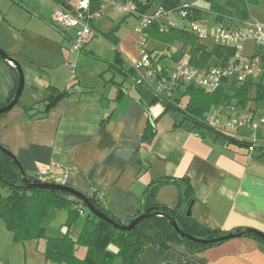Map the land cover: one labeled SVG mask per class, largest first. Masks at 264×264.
I'll list each match as a JSON object with an SVG mask.
<instances>
[{"label": "crops", "instance_id": "0c3cea01", "mask_svg": "<svg viewBox=\"0 0 264 264\" xmlns=\"http://www.w3.org/2000/svg\"><path fill=\"white\" fill-rule=\"evenodd\" d=\"M15 1L25 6L27 17L22 21L15 15H0V48L16 58L23 70L28 69L29 76L24 71L22 103L0 117V143L14 153L28 175L35 176L51 161L59 162L71 169L67 184L85 194L96 193L121 219L138 211L153 180L188 176L195 191L192 215L197 220L225 232L238 228L264 232V156L258 150L225 148L207 127L196 129L190 122L177 126L182 117L174 110H166L162 100L164 107L158 104L160 99H156L148 83L131 76L132 66L127 67L125 60L119 66L113 63L117 50L113 57H106L89 49L88 44L96 35L87 40L83 49H76L74 36L53 23L55 10L50 0ZM65 1L73 4L76 0ZM109 9L114 10L107 6L106 11ZM126 15L124 19L129 16ZM99 19L94 22L96 32L101 35L115 30L121 43L117 34L120 26L101 29ZM104 19L108 23L109 19ZM26 20L27 26L36 22L46 35L27 29ZM67 41L75 50L65 44ZM88 58L98 63L90 64ZM37 62L45 73L37 68ZM118 72L124 75L123 80L118 79ZM71 85L72 91L45 116H30L43 108L40 103L50 95L52 86L65 89ZM13 86L10 64L0 58V104L7 101ZM34 104H38L36 109L27 112L25 106ZM169 111L177 114L169 116L170 124L164 121V114ZM148 123L156 131L150 142L143 141ZM203 129L213 134L206 135ZM63 173V168H55L43 180L61 182ZM176 196L174 183L162 184L157 192V200L170 207ZM52 211L56 210L53 208L49 216ZM40 241L19 243L15 256L9 254L0 264H40L35 261L38 253L46 264V242L40 250ZM166 263L264 264V244L246 236L227 239L195 253L178 242H170L164 252L157 243L141 249L139 264Z\"/></svg>", "mask_w": 264, "mask_h": 264}, {"label": "trees", "instance_id": "16d2710c", "mask_svg": "<svg viewBox=\"0 0 264 264\" xmlns=\"http://www.w3.org/2000/svg\"><path fill=\"white\" fill-rule=\"evenodd\" d=\"M61 1L65 0H55L56 3ZM207 1L209 2L208 8H201L193 4L185 7L186 3L182 0H162L161 6L164 11H180L185 7L189 12V19L193 20L203 19L209 10L214 13L217 22L228 21L230 23L231 20L250 19V8L257 3V0ZM96 2L94 0L95 8L98 7ZM151 5L152 2L148 3L145 10H148ZM161 25L162 20L158 19L145 30L146 41L151 37L161 41L164 45V49L160 46H156L151 50L147 48L150 53H154L155 57L158 56L155 58L157 61L166 59L179 61L186 57L190 64L206 68L225 63L234 55V50L231 47L215 44L213 49H210L209 44L202 42L195 32L188 27L170 26L163 30ZM101 36L115 46L120 42L115 30L104 32ZM175 44L178 45L176 51L172 50V46ZM166 49L170 51L165 52ZM116 50L117 56L113 63L119 66L124 59L118 48ZM159 52L161 54H158ZM256 55H260L264 59V46L256 50ZM166 56L169 58H166ZM0 58L2 57L0 56ZM10 67L14 76V86L7 101L0 104V107L8 104L13 99L19 83L17 70L11 65ZM135 70V67L132 66L129 71L132 73L131 76L136 78ZM251 86L257 88V97L255 98L251 97ZM73 87L74 85H71L68 88L59 89L52 86L50 95L43 100V108L35 110L34 113H29L30 116H45L59 99L67 96L72 91ZM175 92V96L171 99L154 95L156 99L159 98L164 102L166 110H174L182 117V121L177 126L190 122L193 124V128L196 129L207 127L214 131L216 141L219 140L225 144V148L234 144L243 147L246 151L258 150L260 156H264V143H261V141L255 143L254 149L251 150V142L238 139L235 135H232L233 132H222L206 121V117L212 110L219 107L235 104L246 108L251 101L257 105L259 101L264 100V80L262 78L259 80L252 79L243 84L229 83V85L215 91H207L204 88L187 83L179 86ZM184 96H187L188 100L185 104H182L181 100ZM18 103H22L21 99ZM37 105L25 106V108L27 112H31L36 109ZM155 133L153 124L148 123L143 141L150 142ZM2 146L0 143V219L3 221L5 228L12 233L15 242L25 243L31 240L44 239L46 242L44 250L46 263L117 264L119 259L118 264H139L140 251L149 243L159 244L161 251L164 252L168 249L170 242H178L184 244L189 252L195 253L223 242L212 244L194 242L179 235L168 218L164 216L144 218L131 230L118 229L114 224L93 213L85 202L67 192L26 188L17 165V158L14 159L4 153L1 149ZM29 176L34 182L41 181L36 175ZM165 183H174L177 187V196L175 204L172 206V212L166 205L157 200L158 189ZM87 195L98 209L122 225L128 224L143 211H164L173 214L180 227L194 236L214 238L228 233L220 228H212L197 220L192 214H187L188 206L195 200V191L188 176H169L153 180L146 188L141 207L135 214H129L124 219L113 214L96 193ZM53 208L65 210L67 213L66 221L63 224L66 231L60 236L49 235L44 223ZM80 217H83V222L80 225V230L76 231ZM240 230H243V228L233 231ZM250 236L255 237L264 244L260 237ZM82 246L87 248L83 257L78 254V250Z\"/></svg>", "mask_w": 264, "mask_h": 264}, {"label": "built area", "instance_id": "2783aa9c", "mask_svg": "<svg viewBox=\"0 0 264 264\" xmlns=\"http://www.w3.org/2000/svg\"><path fill=\"white\" fill-rule=\"evenodd\" d=\"M96 1V0H95ZM152 0H97L98 7H94V0H77L75 3L61 1L56 3V10L53 16V23L65 30L74 29L75 36L73 44L76 49H83L87 40L91 36L99 35L94 27L96 19L106 12L107 6L121 11L127 15L134 14L139 22L136 30L141 34L140 59L136 65L137 80H145L157 96L173 98L175 90L182 84L191 83L207 91H215L229 83L243 84L256 79L258 74H262L264 80V59L256 55V50L264 46V22L257 19L231 20L228 22H215L214 26H207L201 20L189 19V12L186 6L180 9L179 15L188 21V24L178 25L175 20L164 21L162 16L171 14L174 10L164 11L162 6L153 13L145 10L146 5ZM145 6V7H144ZM162 20L161 29L170 26L188 27L199 37L202 42L213 41L234 50V55L225 63L202 68L190 64L184 57L179 61L171 60V64L162 63L155 60L158 56L150 53L144 44L146 41L145 30L155 20ZM235 23V25H234ZM231 24V25H230ZM251 43L252 49L248 51L247 45ZM233 112L228 115L226 124H221L219 119L211 113L206 117V121L213 123L216 129L222 132H233L238 139L251 142L250 149H254V144L259 142L258 130L264 124V115L256 117L257 108L250 106L248 109L231 104L229 106ZM219 107L222 110L225 108ZM242 128L244 130L242 131ZM233 130V131H231ZM63 168V179L61 183L67 184V178L71 169L63 166L59 162L51 161L48 166L41 169L36 176L43 180L50 175L55 168ZM103 196V195H101ZM46 264H52L47 262Z\"/></svg>", "mask_w": 264, "mask_h": 264}, {"label": "rangeland", "instance_id": "374dc122", "mask_svg": "<svg viewBox=\"0 0 264 264\" xmlns=\"http://www.w3.org/2000/svg\"><path fill=\"white\" fill-rule=\"evenodd\" d=\"M49 1V0H48ZM77 1V0H76ZM75 1V2H76ZM183 2L189 3V4H193V5H197L199 7H209V2L207 0H182ZM50 4L53 6V10H56V5L53 3L52 0L49 1ZM162 4V0H152V5L151 7L148 9V13H153L156 10H159V7ZM110 7V6H109ZM55 12V11H54ZM109 14L111 16H113L112 18H109L108 15ZM103 15V17H100L98 21V24L100 26L101 29H108L109 25H112L113 28H116L118 25L120 26L118 29L117 34L121 37L122 42L119 43L117 46L113 45L111 42H109L108 40H106L105 38H103L101 35H96L94 37L91 38L90 43L88 44V48L92 49L93 51H95L97 54H101L103 56L106 57H113L115 55V51L116 48H118V50L122 53V56L124 57L125 60V64L127 67H131L133 65H136L140 59V49H141V34L136 30V24L139 22V19L137 16H135L134 14L129 15L128 17H126V19H124L125 17V13L118 11L116 9L111 10L109 9L108 11H106ZM3 13V14H2ZM0 15H15L17 16L19 19H21L22 21L27 17V11L25 9V6L20 5L18 2H16L15 0H0ZM214 14L212 12H210L209 10L206 12V20L203 21L204 25L207 26H214V19L213 16ZM127 16V15H126ZM0 22L3 20V16H0ZM109 19L108 23L107 22H103V20H105L104 18ZM250 18L253 19H257L260 21H264V0H257L256 5H253L252 8L250 9ZM162 19L164 21H168L170 19L175 20V22L178 25H185L188 24V21L186 19H183L180 15L178 11L172 12L171 14H165L162 16ZM27 26V20L24 22ZM27 29L35 32H40L41 31V35H46V32H44V28H41L39 26L36 25V22H30V24H28ZM63 31H65L66 33H68L70 36H75V30L74 29H68L65 30L63 28H60ZM50 42H48V44H50L52 42V38L51 36H49ZM207 44H209V48L213 49L214 47V43L211 40H207L206 41ZM65 44L71 49V50H75L73 49L72 45L70 42H65ZM156 46H160L164 49V45L161 41L155 40L154 38H149L147 40V42L144 44V47L148 48V49H154ZM178 45L175 44L172 46V50L176 51L177 50ZM252 47V44L249 43L247 45V48H249L248 50L250 51ZM2 48V47H1ZM69 48H64L63 50L65 51V49H68V51L70 50ZM3 49V48H2ZM170 51L169 49H166L165 52ZM163 52V51H162ZM158 54H161V52H159ZM166 58H169L166 56ZM89 63L93 64L98 63L97 61H94L95 59H89ZM172 60V59H171ZM171 60L166 59L163 60L162 63L165 64H170L172 63ZM37 68L41 69L43 72L45 73L46 70H43V66H41L40 62H37ZM25 73L27 76H29V70L28 69H24ZM62 70L59 71V73H61ZM71 72V71H70ZM72 73V72H71ZM117 77L119 80H123V74L121 73H116ZM111 75V74H110ZM262 78V74H258L256 76V79H261ZM149 90V89H148ZM150 91V90H149ZM151 92V91H150ZM153 93V91H152ZM250 94L251 97L255 98L257 97V88L256 86H251L250 88ZM38 98H42V96L40 94H38L37 96ZM22 100H26L24 97L22 98ZM188 100L187 96L182 97V104H185ZM27 101H31V100H27ZM235 101V100H234ZM158 104L162 107H164V104L162 103V101L160 100L158 102ZM40 106H44V103H40ZM250 106H255L257 108V114L256 117H260L264 115V100H261L258 102V104L256 105V103H254L253 101L248 103V106L246 107V109H248V107ZM233 112V110L230 107H225L223 110L221 108H217L212 110L211 114L213 116H215L217 119H219L221 124H226L227 120H228V115L231 114ZM175 112L174 111H169L168 113L164 114V121H166V123L170 124V117L169 116H175ZM177 115V114H176ZM180 118V117H179ZM167 124V125H168ZM211 125H213V123H210ZM244 130V128H242V131ZM233 131V130H231ZM202 132H204L206 135L209 134H213L212 131H207V130H202ZM258 135H259V139L261 138V135H264V124L261 125V127L258 130ZM264 141V140H261ZM230 147H235V148H242L240 146L231 144ZM46 179V178H45ZM48 179V177H47ZM61 179H59L58 181H60ZM6 191V190H5ZM56 211H52L51 215L48 216L45 219V226L48 229V233H50L53 236H60L63 235V224L66 221V217H67V213L65 210H57ZM83 222V217H80L79 219V224L76 227V231L80 230V225ZM0 263L2 261H5L4 259H6V257L10 254L12 256H15L16 251L20 248V244L19 243H13L14 241H12V233L9 232L6 228L5 225L3 223V221L0 219ZM40 241V240H38ZM30 242H27V244H29ZM45 243L44 239H41L40 241V245L39 248L40 250L42 249L43 244ZM15 244V245H13ZM12 246H16L14 250V248ZM86 247L82 246L80 247V249L78 250V254L83 257L85 255L86 252ZM39 250V251H40ZM17 251V252H18ZM35 261H37L36 263H44L45 261L43 258H41L40 253H38L36 255ZM119 263V259L117 260V264ZM55 264V263H53Z\"/></svg>", "mask_w": 264, "mask_h": 264}, {"label": "water", "instance_id": "95a60500", "mask_svg": "<svg viewBox=\"0 0 264 264\" xmlns=\"http://www.w3.org/2000/svg\"><path fill=\"white\" fill-rule=\"evenodd\" d=\"M0 56L2 57L3 60L8 62L15 70H17V72L19 74V83H18L16 92H15V95H14L13 99L8 104L0 107V115H1L3 113L10 111L16 104H18L20 97L22 95V92L24 90V87H25V74H24V70H23V67L20 64V62L16 58H14L13 56L9 55L8 52L3 50L2 48H0ZM1 149L8 156L16 159V156L14 155V153L9 148H7L6 146L3 145L1 147ZM16 161H17V165L20 169V172L22 174L24 186L26 188L34 189V190H51V191L58 190V191L67 192V193L73 195L74 197H77L80 200H82L83 202H85L87 207L93 213H95L97 216H99L100 218H103L106 221L114 224V226L116 228L121 229V230L134 229L138 225V223L144 218H150L152 216H164V217L168 218L172 227L176 230V232L179 235L186 237V238H188L194 242L200 243V244H212V243L221 242V241L231 239V238L246 237V236H250V235L258 236L264 242V232H262L258 229H255V228H244L243 230H240V231H230V232H228L222 236L214 237V238L194 236L190 233L185 232L180 227L178 220L176 219V217L173 214H168L164 211H143L142 213L137 215L131 222H129L128 224L122 225V224L117 223L112 218H110L108 215H106L104 212H102L100 209H98L97 206L95 205V203L90 199V197L87 194L81 192L80 190L74 188L73 186H70L69 184H63L61 182L46 181V180H41L39 182L32 181L31 177L25 171L22 163L18 159H16ZM193 203H194V201L191 202L190 205L188 206V212H187L188 215L192 214ZM167 207L170 209V211L172 210V207H170V206H167Z\"/></svg>", "mask_w": 264, "mask_h": 264}]
</instances>
